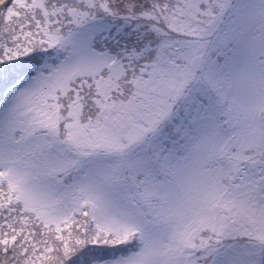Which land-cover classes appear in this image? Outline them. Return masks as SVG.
<instances>
[{
	"label": "snow or ice",
	"instance_id": "6c2138e0",
	"mask_svg": "<svg viewBox=\"0 0 264 264\" xmlns=\"http://www.w3.org/2000/svg\"><path fill=\"white\" fill-rule=\"evenodd\" d=\"M0 264H264V0H0Z\"/></svg>",
	"mask_w": 264,
	"mask_h": 264
}]
</instances>
